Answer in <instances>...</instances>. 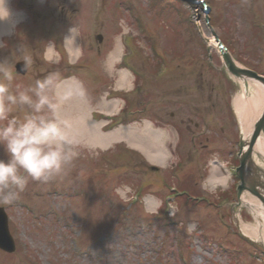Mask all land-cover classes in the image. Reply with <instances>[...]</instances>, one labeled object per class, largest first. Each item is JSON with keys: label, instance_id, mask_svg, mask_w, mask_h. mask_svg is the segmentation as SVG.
Wrapping results in <instances>:
<instances>
[{"label": "rangeland", "instance_id": "rangeland-1", "mask_svg": "<svg viewBox=\"0 0 264 264\" xmlns=\"http://www.w3.org/2000/svg\"><path fill=\"white\" fill-rule=\"evenodd\" d=\"M205 1L212 29L235 60L264 75V0ZM5 6L17 16L13 17L11 31L0 34V61L14 65L30 58L25 74L14 73L13 91L17 84L27 88L36 80L52 79L51 84L65 75L72 76L83 85L85 90L79 84L78 95L98 120L103 115L95 114L96 108L106 94L124 103L120 112L107 120L110 123L106 129L135 125L127 119L131 113L148 119L149 111L154 109L150 122L168 134L163 143L167 162L157 165L158 172L149 171L142 155L131 152L123 142L111 143L104 150L92 149L69 134L73 143L66 147L78 154L72 163L47 182L29 178L16 201L0 205L9 217L16 242L14 253L0 252V264H117V259L123 264H179V256L172 250L178 237L187 264H264L261 250L241 238L231 223L234 174L227 175L225 187L206 183L209 162L214 157L224 167L214 164L218 174L229 172L226 162L235 164L230 153L236 149L233 144L238 124L231 111L237 90L222 75L224 70L216 48L209 42L204 15L197 8L178 0H6ZM59 26L62 37L56 44L48 43L53 27L56 31ZM70 32L78 48L74 60H69L63 51V38ZM96 34L102 35L100 43L94 38ZM120 36L122 41L130 39V50L121 46V54L136 50L128 60L138 71V79L133 81L131 73L130 79L133 87L138 83L146 86L137 96L130 94V88L114 89L117 71L125 69L124 61L111 71L105 64ZM56 38L57 34L51 39ZM47 45L55 50L51 61L46 60ZM152 45L167 57L164 70L156 64ZM57 59L58 64L54 63ZM66 59L68 65L61 67ZM188 82L191 86L174 94L172 87ZM197 83L200 91L194 93ZM54 88H48V95L58 106ZM176 97L181 106L176 104ZM23 110L18 108L13 115L22 116ZM179 111L178 118L194 120L198 126L186 127L187 137L177 144L170 113ZM191 137L195 139L193 143ZM129 153L132 163L126 161ZM0 159H7L2 147ZM172 170L176 171V180L170 176ZM135 171L140 175H134ZM188 174L197 182L195 187L201 192L198 195L209 198L205 202L186 201L167 189L183 188L182 180ZM56 190L61 191L60 196L52 194ZM136 192L139 195L134 201ZM169 193L174 200L164 202L162 197ZM148 196L156 203L154 210L145 207L144 198ZM223 196L226 202L219 201ZM21 200L32 206L38 218L25 213L18 203ZM240 215L244 223L251 225L253 219L247 209L243 208ZM140 225L143 229H139ZM71 240L85 252L81 259L73 256Z\"/></svg>", "mask_w": 264, "mask_h": 264}, {"label": "clouds", "instance_id": "clouds-1", "mask_svg": "<svg viewBox=\"0 0 264 264\" xmlns=\"http://www.w3.org/2000/svg\"><path fill=\"white\" fill-rule=\"evenodd\" d=\"M9 11L0 0V20ZM30 58L25 60V65ZM15 66L0 61V147L7 159H0V205H11L28 182H47L72 163L77 153L67 149L70 124L62 119L48 95L50 81L36 80L27 88L11 89ZM23 108L22 116L13 115ZM47 109V111H45Z\"/></svg>", "mask_w": 264, "mask_h": 264}, {"label": "bare ground", "instance_id": "bare-ground-1", "mask_svg": "<svg viewBox=\"0 0 264 264\" xmlns=\"http://www.w3.org/2000/svg\"><path fill=\"white\" fill-rule=\"evenodd\" d=\"M14 16H17L16 13L9 12L6 19L0 20V34L10 31ZM64 44L68 56L71 59L75 58L78 53V48L75 46V38L72 32L65 38ZM119 50L120 47L116 44L115 48L107 56L106 65L108 69L115 66L114 63L118 59ZM52 56L53 48L49 46L46 51V58L50 59ZM247 81L248 83L244 88L241 81V92L239 91L238 95L236 94L234 96L232 105L236 112L244 139H248L251 124L258 117L264 105V94L261 88L263 86H260L253 80H249V78ZM129 85L130 79L128 72L118 70L114 88L116 90H122L126 89ZM55 93L59 101L57 108L58 114L62 119L69 122V134L71 137L76 138L78 142H82L91 148L104 149L113 141L123 140L129 148L142 152L151 162L160 163L165 158L166 151L162 145L164 134L160 130L153 129L150 123L144 122L139 127H118L109 132H103L102 127L105 123L92 120L91 108L88 104L83 103L78 96L77 82L71 79L64 80L57 85ZM246 93L249 97H247ZM118 106V100L109 99L105 101L103 99L96 109L98 113L112 116L113 112L119 109L117 108ZM255 153L264 156V136L262 134L259 135L253 147V159H255ZM225 179V176L215 172L214 166L212 165L210 174L206 178V183L210 186H224L226 184ZM240 200L243 204H247L250 209H256V203L251 196L243 193ZM155 205L156 203L153 199L150 197L145 198V206L147 209H154ZM260 216L263 219L261 222L242 227V229L244 233H253L259 230L263 234L262 240L264 242V216L261 213Z\"/></svg>", "mask_w": 264, "mask_h": 264}, {"label": "water", "instance_id": "water-1", "mask_svg": "<svg viewBox=\"0 0 264 264\" xmlns=\"http://www.w3.org/2000/svg\"><path fill=\"white\" fill-rule=\"evenodd\" d=\"M215 40L217 41L216 37H214ZM219 47V50L221 51V55H222V59L226 65V68L228 69V71L235 77H239L241 79L244 80L243 77L245 76H255L252 72H249V71H246V70H242V69H239V68H236L229 56L227 55L226 52H224L223 48L221 47V45L218 46ZM259 81H262L263 79H261L260 77H257L255 76ZM263 83H264V80H263ZM262 132L264 134V113L262 114L261 118L257 121V123L254 125V130H253V133L251 135V139H250V142L248 144V149L246 150L245 153H243L240 157V167L239 169H237V173L241 179V185L238 187V194L241 193V191L243 189L251 192L252 194L256 195L260 201L262 202V205L264 206V198L259 194L257 193L256 191V187L258 186V183L255 182L254 180H251L249 181L248 179L244 178V175H243V172H242V169L245 165H247L248 167H250V152H251V143L255 140L256 136L259 134V132ZM242 146H243V142L240 143V148L242 149ZM252 167V166H251ZM246 179V180H245ZM261 187L262 185L259 184ZM264 193V191H263Z\"/></svg>", "mask_w": 264, "mask_h": 264}]
</instances>
